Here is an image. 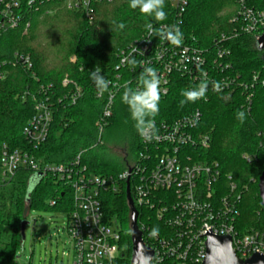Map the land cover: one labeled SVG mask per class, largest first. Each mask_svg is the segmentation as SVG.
Returning a JSON list of instances; mask_svg holds the SVG:
<instances>
[{
	"label": "trees",
	"instance_id": "16d2710c",
	"mask_svg": "<svg viewBox=\"0 0 264 264\" xmlns=\"http://www.w3.org/2000/svg\"><path fill=\"white\" fill-rule=\"evenodd\" d=\"M241 1L189 0L182 16L183 34L199 48L214 50L220 44L221 36L234 30L231 19L238 12ZM243 1L249 7L264 8V0ZM46 8L54 9L53 14L31 13V27L27 33L22 29H11L0 34V61L20 52L29 55L33 62L31 69L24 66L9 68L7 78L0 80V156L3 144L12 149L29 150L44 164L66 163L80 154L94 172L119 174L130 166L142 144L128 107L121 100L125 86L137 87L140 69L117 71L118 53L146 32L147 22L155 27L160 24L142 16L138 10L130 9L128 0L96 3L92 20L84 10H69L62 4L49 3ZM165 11L168 16L163 24L173 23L176 11L171 0H166ZM119 22L126 25L122 31L116 28ZM221 44L230 49V55L225 59L230 67L226 70L238 74L244 85L249 84L254 75L259 76L250 108L245 106V86L207 93L206 99L181 106L182 90L193 86L184 76L173 74L169 93L160 96L155 120L173 121L201 112L195 130L197 135L207 136L209 143L208 146L189 148V153L205 163H219L224 175H232L241 193L238 230L243 234L257 231L264 235V206L257 182L264 172L263 52L259 50L255 36L249 34L229 38ZM96 67L106 79H115L119 72L123 74L113 116L105 129L118 133L119 142L124 143V157L114 156L101 146L105 129L99 132L96 121L105 103L96 98V88L90 79V73ZM65 77L79 85L83 93L74 105H56L49 136L45 143L34 149L23 135L24 127L35 112L34 98L38 97L41 84H52L57 96L72 91V84L63 85ZM237 110L246 113L243 123L236 118ZM245 154L254 159L248 162ZM34 175L31 169L21 167L12 180L3 182L0 167V264H18L17 255L22 249L21 224L30 220L33 209L66 213L74 209L72 192L52 175L44 176L29 192ZM52 200L56 201L55 205L50 204ZM102 202L107 219L121 228L124 252L113 264H132L131 208L125 184L120 192L102 193ZM136 209L140 227L142 223L152 228L163 226L152 215L150 221L145 208L136 205Z\"/></svg>",
	"mask_w": 264,
	"mask_h": 264
},
{
	"label": "built area",
	"instance_id": "2783aa9c",
	"mask_svg": "<svg viewBox=\"0 0 264 264\" xmlns=\"http://www.w3.org/2000/svg\"><path fill=\"white\" fill-rule=\"evenodd\" d=\"M104 0H0V34L11 29H22L27 33L31 27V13L50 15L54 9L46 8L49 3L62 4L69 10H84L90 20L96 3ZM111 1V0H108ZM176 11L173 23L182 31V16L189 0H171ZM235 25L230 34H223L219 45L214 50H204L189 42L183 34L181 46L159 40L153 36L148 38L145 32L132 45L118 53L120 63L123 56L128 55L133 47L137 61L154 67L161 78V95L170 91L173 74L187 78L193 87L201 79H207V93L214 91L211 82L218 81L222 91L245 86V106L250 108L253 89L259 76H253L249 84L239 79L238 74L229 70L230 63L225 59L230 49L222 42L241 34H249L255 38L264 33V8L249 7L243 0L238 12L232 17ZM160 27V26H159ZM141 52L143 55H141ZM75 60V57L72 58ZM24 66L33 68L29 55L15 52L10 58L0 61V80L7 78L9 68ZM130 68L124 64L117 71ZM123 74H116L111 81L109 93L96 98L104 101L105 107L99 115L96 125L102 132L113 116V109L118 89L121 87ZM64 86L73 85V90L57 96L52 84H41L38 97H35V112L23 129V135L34 149L46 142L54 119L58 103L65 106L74 105L81 97L83 90L75 82L65 77ZM264 85V81H263ZM202 114L200 111L173 121L155 120L159 140L145 142L141 138L142 149L130 161V166L119 174H100L91 170L81 155L61 164H44L29 150L12 149L3 144L0 156L1 180H12L21 167L33 172H42L44 176L52 175L58 182L72 192L74 209L68 214L64 232L69 237L71 264H113L122 252L121 228L110 222L105 214L102 193L120 192L122 185L129 182L130 193L134 205L147 211V218L152 216L162 222L157 227L158 234L150 236L153 229L146 223L139 226L142 240L146 247L153 250L150 264H203L207 255V238L209 234L232 237L233 249L241 259H247L255 253L264 254V235L259 232L241 233L236 222L239 217L241 193L231 174L224 175L219 163H205L189 153L188 149L197 146H208L209 138L199 136L196 126ZM251 161V155H244ZM55 205L56 201H50ZM152 215V216H151ZM59 232V231H58ZM51 236H57L53 234ZM60 251L53 258L45 259L43 264H60ZM67 255L64 251L63 256ZM61 264H64L62 258Z\"/></svg>",
	"mask_w": 264,
	"mask_h": 264
},
{
	"label": "clouds",
	"instance_id": "9594fccd",
	"mask_svg": "<svg viewBox=\"0 0 264 264\" xmlns=\"http://www.w3.org/2000/svg\"><path fill=\"white\" fill-rule=\"evenodd\" d=\"M128 5L130 9L138 10L142 16L152 18L160 24V27H155L151 22L145 24L149 39L155 36L173 46L179 47L182 45L183 32L179 26L163 24L168 16L165 11L166 0H128ZM125 27L126 25L123 22L116 24V28L121 31ZM137 51L138 49L133 47L128 55L122 57L116 68L119 69L122 65L127 64L133 69L136 67L142 69L138 75L137 87L125 86L121 100L128 107L130 118L134 122L138 135L145 142H151L159 140L158 130L155 127V117L159 113L162 81L154 67L146 66L143 61L135 59L133 53ZM141 55H143L142 52ZM100 73L101 69L96 67L90 73V79L96 88L97 96L103 97L105 93H109L111 81ZM209 83L206 78L201 79L195 87L182 90L181 96L183 99L180 100V105L183 106L186 103H195L198 100L206 99ZM211 85L214 91L219 92L222 90V85L218 81L211 82ZM236 118L243 123L246 119V113L243 110H237ZM158 231V228H153L149 234L155 237Z\"/></svg>",
	"mask_w": 264,
	"mask_h": 264
},
{
	"label": "rangeland",
	"instance_id": "374dc122",
	"mask_svg": "<svg viewBox=\"0 0 264 264\" xmlns=\"http://www.w3.org/2000/svg\"><path fill=\"white\" fill-rule=\"evenodd\" d=\"M103 132L101 146L104 150L117 157L122 155L124 143L119 142L118 133L109 129H105ZM67 221L68 214L66 212L42 208L33 209L30 215V223L26 226L22 249L17 255L18 264H43L46 258L55 257L58 250L60 251L59 263L61 264L62 258H64V264H71L73 255H69V237L64 232ZM53 234H57V236H51ZM64 251L67 253L65 256H63ZM123 252L124 247L122 246L121 254Z\"/></svg>",
	"mask_w": 264,
	"mask_h": 264
},
{
	"label": "water",
	"instance_id": "95a60500",
	"mask_svg": "<svg viewBox=\"0 0 264 264\" xmlns=\"http://www.w3.org/2000/svg\"><path fill=\"white\" fill-rule=\"evenodd\" d=\"M259 50L263 52L264 61V33L256 38ZM44 177L42 172H36L29 183V192L36 187L37 183ZM259 195L264 206V172L258 179ZM127 198L131 208V228L133 238L132 264H150L153 257V250L145 246L142 240V232L138 226L139 212L136 209L127 183ZM30 220H25L21 224L22 246L25 238L26 226ZM203 264H264V254L255 253L247 259H241L233 249L232 237L229 235L216 236L209 234L207 238V255Z\"/></svg>",
	"mask_w": 264,
	"mask_h": 264
}]
</instances>
